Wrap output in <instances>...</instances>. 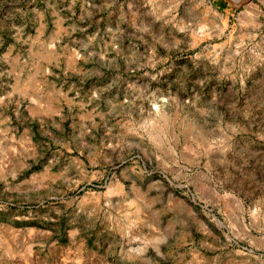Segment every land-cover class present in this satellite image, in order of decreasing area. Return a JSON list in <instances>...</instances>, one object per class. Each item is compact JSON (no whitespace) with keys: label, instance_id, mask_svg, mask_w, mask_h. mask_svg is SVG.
I'll list each match as a JSON object with an SVG mask.
<instances>
[{"label":"rangeland","instance_id":"374dc122","mask_svg":"<svg viewBox=\"0 0 264 264\" xmlns=\"http://www.w3.org/2000/svg\"><path fill=\"white\" fill-rule=\"evenodd\" d=\"M0 264H264V0H0Z\"/></svg>","mask_w":264,"mask_h":264}]
</instances>
